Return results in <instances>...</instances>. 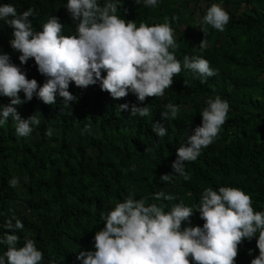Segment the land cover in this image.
I'll list each match as a JSON object with an SVG mask.
<instances>
[{"label": "trees", "instance_id": "16d2710c", "mask_svg": "<svg viewBox=\"0 0 264 264\" xmlns=\"http://www.w3.org/2000/svg\"><path fill=\"white\" fill-rule=\"evenodd\" d=\"M0 2L13 3L18 11L32 7L30 19L38 30L51 15L64 24L65 34L75 29L66 0ZM213 3L229 13L223 31L201 24ZM118 7L120 15L137 24L167 19L174 28L177 58L204 57L215 75L201 82L182 67L162 96L142 102L131 92L113 98L99 82L87 87L70 82L69 91L77 97L71 105L65 106L59 97L55 104L44 103L34 95L15 106L22 117L35 114L40 123L26 137L15 135L11 119L0 127V234L7 231L2 227L6 219H20L24 227L16 230L19 243L26 237L35 240L43 264H80L76 254L92 249L95 232L104 226L103 214L130 192L152 202L155 191L164 188L175 199L155 202L170 208L181 201L196 205L206 187L237 186L250 194L254 210L264 211V0H159L155 7L122 0ZM11 33L0 20V52L9 53L28 78L43 84L47 77L33 58L19 61L9 43ZM216 95L230 105L222 130L196 160L185 163L188 180L174 174L169 182L162 181V174L173 172L177 147L187 143L201 123L206 100ZM20 96L23 99L22 91ZM9 100L0 95V105ZM169 102L178 104L180 112L164 121L168 132L157 137L151 124L161 120L160 112ZM122 103L129 109H120ZM133 104H146L149 114L130 115ZM48 128L53 130L50 136ZM13 177L18 180L15 186L9 184ZM190 222L203 224L198 212ZM238 248L236 264H250L259 253L256 236L244 239Z\"/></svg>", "mask_w": 264, "mask_h": 264}, {"label": "clouds", "instance_id": "9594fccd", "mask_svg": "<svg viewBox=\"0 0 264 264\" xmlns=\"http://www.w3.org/2000/svg\"><path fill=\"white\" fill-rule=\"evenodd\" d=\"M121 3L66 0L64 6L75 29L65 34L64 24L55 15L43 21L38 30L30 19L35 14L32 7L18 11L13 3L0 2V20L12 28L9 43L19 53V61L24 64L33 58L38 71L47 77L38 84L12 62L9 53L0 52V95L10 97L7 104L0 105V127L11 119L17 137L30 135L39 118L35 114L24 118L15 106L34 95L44 103L55 104L59 97L65 106L71 105L77 97L69 91L70 82L79 87L99 82L101 90L113 98L131 92L142 102L149 96H162L182 67L198 75L201 82L215 75L216 70L204 57L177 58L174 28L167 19L158 24H137L119 14ZM137 3L155 7L159 0ZM229 19V13L213 3L201 24L223 31ZM200 46H206L204 39ZM119 108L127 110L129 105L122 103ZM229 109V102L219 95L206 100L200 111L201 123L187 136V143L177 147L171 163L173 172L162 174V181L169 182L174 174L189 179L185 163L196 160L202 149L214 142ZM149 111L146 104H133L130 115L144 117ZM179 112L178 104L169 102L165 106L161 120L151 124L157 137L167 134L164 121L175 119ZM52 133L51 128L46 130L47 135ZM17 182L16 177L9 180L11 186ZM173 199L164 188L155 191L152 202L130 192L103 214L104 226L95 232L92 249L79 250L76 259L80 264H236L238 245L256 236L259 253L250 264H264V211L254 210L249 193L237 186L220 185L204 188L194 206L181 201L168 208L163 202H155ZM196 212L202 225L190 222ZM2 227L7 231L0 234V246L4 248L0 264H43L44 254L35 240L26 237L23 244L19 243L16 230L24 227L20 219L8 218Z\"/></svg>", "mask_w": 264, "mask_h": 264}]
</instances>
